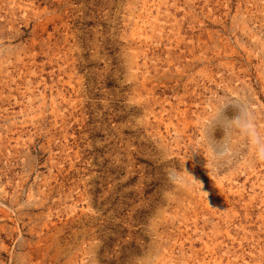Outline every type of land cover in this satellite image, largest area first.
<instances>
[{"label":"rangeland","instance_id":"rangeland-1","mask_svg":"<svg viewBox=\"0 0 264 264\" xmlns=\"http://www.w3.org/2000/svg\"><path fill=\"white\" fill-rule=\"evenodd\" d=\"M244 101L264 0H0V264H264Z\"/></svg>","mask_w":264,"mask_h":264},{"label":"clouds","instance_id":"clouds-1","mask_svg":"<svg viewBox=\"0 0 264 264\" xmlns=\"http://www.w3.org/2000/svg\"><path fill=\"white\" fill-rule=\"evenodd\" d=\"M238 113L228 117L226 128H236L247 138L248 144L258 161L264 162V132H261L255 121L254 108L251 102L244 101L237 105ZM223 151L217 153L225 156L231 153L232 146L228 138L219 141ZM214 149L209 147L206 150V156H211Z\"/></svg>","mask_w":264,"mask_h":264},{"label":"snow or ice","instance_id":"snow-or-ice-1","mask_svg":"<svg viewBox=\"0 0 264 264\" xmlns=\"http://www.w3.org/2000/svg\"><path fill=\"white\" fill-rule=\"evenodd\" d=\"M97 136H98V138L101 139V140L104 139V136L102 135V133H98Z\"/></svg>","mask_w":264,"mask_h":264}]
</instances>
